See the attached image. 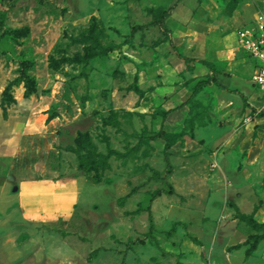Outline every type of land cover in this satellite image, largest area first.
I'll list each match as a JSON object with an SVG mask.
<instances>
[{"label": "rangeland", "instance_id": "374dc122", "mask_svg": "<svg viewBox=\"0 0 264 264\" xmlns=\"http://www.w3.org/2000/svg\"><path fill=\"white\" fill-rule=\"evenodd\" d=\"M171 7L177 51L155 24ZM259 13L264 0H0V264H264V229L240 218L264 223L259 61L238 35ZM203 61L249 106L216 85L192 96ZM171 108L168 165L149 136ZM109 150L125 156L103 163ZM44 177L60 182L20 194Z\"/></svg>", "mask_w": 264, "mask_h": 264}, {"label": "trees", "instance_id": "16d2710c", "mask_svg": "<svg viewBox=\"0 0 264 264\" xmlns=\"http://www.w3.org/2000/svg\"><path fill=\"white\" fill-rule=\"evenodd\" d=\"M174 7V6H173ZM173 7H171L170 9L164 11L162 13V16L160 17L159 20H157L155 22V24H157L160 29L162 30V32L166 35L167 39L169 40L170 44L172 45V47L177 51L176 49V46L173 44V41H172V38L170 37V29L167 25V19L170 17L171 15V12L173 10ZM144 27L143 25H138V26H135L134 27V30L136 29H139V28H142ZM18 30H10V32H17ZM179 53V52H178ZM180 57L184 58V59H188L190 60L189 58L187 57H184L182 54H178ZM91 57H94V55H92ZM202 63H204L209 69H210V75L203 79V80H200L196 83L195 87H194V90H193V93H192V96L194 94H196L198 91L204 89L205 87H208V86H212V85H216L220 88H222L223 90L225 91H228V92H236V93H239V95L242 97V100H243V103L244 105H247L249 106V103L247 102V99L245 98V96L242 95L241 92L239 91H236V90H230L228 89L226 86H223L219 81H218V74H217V70L216 68L210 63V62H206V61H203ZM186 102H183L179 107H182L183 105H185ZM177 108H171V109H168L164 112V115H163V122H162V126H161V129L157 132V133H154L152 136H149V139L151 140H155V139H158V138H161L163 140L166 141V145H165V150H164V154H165V159H166V162L167 164L169 165L170 164V159L168 157V153L170 151V148H171V139L169 138V136L166 134L165 130H164V122L165 120L167 119V117ZM255 109V108H254ZM259 114L261 116H264V111L262 112H259ZM112 155H116V156H125V153H121V152H118V151H115V150H109V152L105 155H102V161L103 163L106 162L107 158H109L110 156ZM93 167H96V166H93ZM78 169L80 171H83V172H89L91 169H92V166L90 168L89 165H87L83 160L80 159V163L78 165ZM157 175V174H155ZM158 176V175H157ZM163 193H166V194H171L172 193V190H169V191H166V190H157L153 193L152 195V198H151V202H153V200L155 198H157L158 196L162 195ZM143 209L140 208L138 211H142ZM147 211H148V216H149V221H150V228H149V232H148V235H151L152 232L155 230V224H154V218H153V213H152V207L151 205H149V207L147 208ZM240 218H242L243 220H246L248 222H250L255 228L257 229H264V223H259L257 221H254L251 217L249 216H246V215H243V214H240ZM264 236V234H263Z\"/></svg>", "mask_w": 264, "mask_h": 264}, {"label": "built area", "instance_id": "2783aa9c", "mask_svg": "<svg viewBox=\"0 0 264 264\" xmlns=\"http://www.w3.org/2000/svg\"><path fill=\"white\" fill-rule=\"evenodd\" d=\"M238 35L242 50L259 61L253 74V83L262 95L260 110L264 111V14H256L245 22L238 30ZM16 159L18 163L23 160L21 155L16 156Z\"/></svg>", "mask_w": 264, "mask_h": 264}, {"label": "crops", "instance_id": "0c3cea01", "mask_svg": "<svg viewBox=\"0 0 264 264\" xmlns=\"http://www.w3.org/2000/svg\"><path fill=\"white\" fill-rule=\"evenodd\" d=\"M30 127H33L32 131H35V129L36 130L40 129V131H42V128H38L37 126H35L34 122L31 119L28 121L25 133L29 131ZM20 149L17 151L16 155L14 156L15 164L17 162L16 156L21 155L19 154ZM14 163H13V166H14ZM59 182L60 181L54 180L48 177H44L43 179L33 178L32 180L21 182L20 184L21 193L20 194L23 195V192H29L35 196H40L41 194L48 193L51 189H53L54 186L56 188Z\"/></svg>", "mask_w": 264, "mask_h": 264}]
</instances>
